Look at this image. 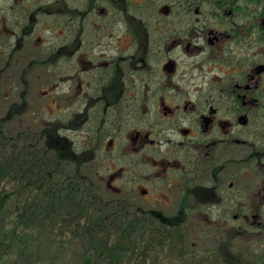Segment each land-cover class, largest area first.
Here are the masks:
<instances>
[{"label": "flooded vegetation", "instance_id": "obj_1", "mask_svg": "<svg viewBox=\"0 0 264 264\" xmlns=\"http://www.w3.org/2000/svg\"><path fill=\"white\" fill-rule=\"evenodd\" d=\"M0 43L70 170L264 264V0H0Z\"/></svg>", "mask_w": 264, "mask_h": 264}, {"label": "trees", "instance_id": "obj_2", "mask_svg": "<svg viewBox=\"0 0 264 264\" xmlns=\"http://www.w3.org/2000/svg\"><path fill=\"white\" fill-rule=\"evenodd\" d=\"M17 112L11 104L0 115V181L17 182L12 193L0 189V264H147L152 245L182 255L177 222L132 218L128 204L66 166L62 138L7 136L5 122Z\"/></svg>", "mask_w": 264, "mask_h": 264}, {"label": "rangeland", "instance_id": "obj_3", "mask_svg": "<svg viewBox=\"0 0 264 264\" xmlns=\"http://www.w3.org/2000/svg\"><path fill=\"white\" fill-rule=\"evenodd\" d=\"M5 52V53H4ZM6 50L3 44L0 43V67L4 66L5 64V56ZM15 55V54H14ZM12 56V59L5 65L4 71L2 72V78L0 83V115H3L5 112L7 105L12 100L17 99V89H16V82L17 77L19 76V64L15 60L16 57ZM4 57V58H3ZM31 73L27 71L25 74L26 77H30ZM30 79V78H29ZM28 79V82H29ZM35 89L33 84H29L28 89V96L30 102L32 100V96ZM6 97V98H5ZM5 98V99H4ZM27 110L24 114H17L14 115L9 121L5 122V129L7 132V136H11L15 138L17 141L20 139L19 134L25 135L26 133L31 134L36 130L37 124L33 123L32 117L30 116L31 108H26ZM30 117V118H28ZM27 136V135H26ZM7 164V163H6ZM17 186V182L13 180V178L5 177L2 181H0V189L2 188L4 192L12 193L13 189ZM178 233L184 235L186 238L185 243L182 245L183 249H185L180 257L168 256L169 251H167L166 246L159 247L158 245L149 246L147 249L150 252L144 258L145 263L147 264H242V257L240 253L242 252L241 249V240L239 237H232L231 239V257L222 255L223 253H216L213 254V247L211 242L208 241L209 238L204 236H197L194 233V223L193 222H185L177 229ZM142 243L137 246L135 253L133 254L134 257L139 256V252L141 251ZM214 250V249H213ZM145 251V250H144ZM229 251V252H230ZM241 251V252H240ZM215 252V251H214ZM170 253H173L171 251ZM226 255L228 253H225ZM228 259V260H227ZM138 260L132 258V262H137ZM134 264V263H133Z\"/></svg>", "mask_w": 264, "mask_h": 264}]
</instances>
